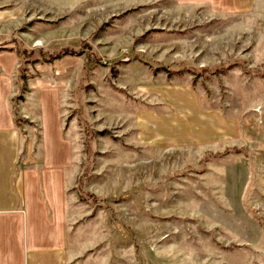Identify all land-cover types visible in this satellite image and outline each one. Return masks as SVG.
<instances>
[{
	"label": "rangeland",
	"instance_id": "rangeland-1",
	"mask_svg": "<svg viewBox=\"0 0 264 264\" xmlns=\"http://www.w3.org/2000/svg\"><path fill=\"white\" fill-rule=\"evenodd\" d=\"M183 1L0 0L13 111L59 91L69 264H264V0Z\"/></svg>",
	"mask_w": 264,
	"mask_h": 264
},
{
	"label": "crops",
	"instance_id": "crops-1",
	"mask_svg": "<svg viewBox=\"0 0 264 264\" xmlns=\"http://www.w3.org/2000/svg\"><path fill=\"white\" fill-rule=\"evenodd\" d=\"M183 2L241 10L252 1ZM9 14L0 11V18ZM18 66L15 53L0 51V264H69L73 145L65 133L59 91L45 80L38 79L32 86L31 95H37L36 116L23 115L34 124L33 129L39 127V158L35 141L16 128L12 100Z\"/></svg>",
	"mask_w": 264,
	"mask_h": 264
},
{
	"label": "trees",
	"instance_id": "trees-1",
	"mask_svg": "<svg viewBox=\"0 0 264 264\" xmlns=\"http://www.w3.org/2000/svg\"><path fill=\"white\" fill-rule=\"evenodd\" d=\"M18 55H20L19 54V52H16ZM64 56H67V54H65V52H62L61 54H58V55H55L54 56V60H58V59H61V58H63ZM54 60H51V61H46V62H48V63H50V62H53ZM38 63H41V62H38ZM20 74H21V80L22 81H26L25 80V76L22 74V72H23V69H20ZM33 78L34 79H41L40 78V73H36V75L35 76H33ZM23 90L25 91V92H29L30 90H29V88L25 85L24 86V88H23ZM17 100H19V101H23L24 100V97L22 96V95H18V96H16L13 100H12V102L13 103H15V102H17ZM13 110V109H12ZM13 115H14V117H15V124H16V128L21 132V134H22V136L23 137H25L26 138V133H24L25 131H24V126H25V124H28L29 126H33V124L28 120V119H26V118H24V117H21L20 115H18V112H16V111H13ZM41 141V135L39 134L38 136H37V143L38 142H40ZM261 220V219H260Z\"/></svg>",
	"mask_w": 264,
	"mask_h": 264
}]
</instances>
